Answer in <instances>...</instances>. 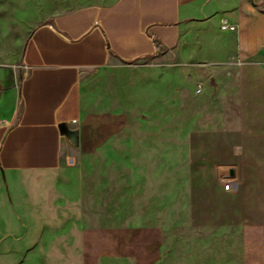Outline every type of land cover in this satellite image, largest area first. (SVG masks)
Masks as SVG:
<instances>
[{
	"label": "crops",
	"instance_id": "obj_1",
	"mask_svg": "<svg viewBox=\"0 0 264 264\" xmlns=\"http://www.w3.org/2000/svg\"><path fill=\"white\" fill-rule=\"evenodd\" d=\"M59 1L78 4L55 12ZM222 20L235 30L222 31ZM212 78L215 87L205 84ZM172 140L188 146L180 158L190 167L174 175L164 167L154 180L151 162L172 159ZM115 152L119 208L142 199L150 213L184 209L187 219L177 229L166 215H133L119 218L127 226L119 233L93 234L82 218L78 232L59 228L47 239L50 255L80 264H264V0H0L3 178L32 204L53 192L55 206L69 208L91 192L88 162ZM140 161L142 191L132 167ZM45 174L59 181L47 187ZM6 202L0 181V216L10 222ZM67 215L54 222L75 225Z\"/></svg>",
	"mask_w": 264,
	"mask_h": 264
},
{
	"label": "rangeland",
	"instance_id": "obj_2",
	"mask_svg": "<svg viewBox=\"0 0 264 264\" xmlns=\"http://www.w3.org/2000/svg\"><path fill=\"white\" fill-rule=\"evenodd\" d=\"M82 3V2H80ZM78 3L70 1H59L54 4L53 11L62 12L74 8ZM174 83V82H173ZM209 84L210 82H206ZM175 87L173 89L174 94ZM209 90V86L206 87L205 92ZM178 115L173 112L174 118ZM178 133V131H177ZM176 130L173 129V136H175ZM210 140V139H204ZM159 140H157L158 142ZM176 140H172L171 154L172 159L170 161H164L157 159L153 162L152 168L155 169L153 178L154 180L162 179L158 176L159 171L164 167H170L173 171L178 170L181 166L185 168L190 167V161L181 159L185 153L189 151L187 145L175 144ZM156 156H162V145L157 144ZM198 145H194V151ZM205 152H211L212 144L204 146ZM114 153V152H112ZM108 153L107 156L101 160L88 162L91 178V192L88 193L86 201L79 199L75 204L63 205L61 209L57 208L53 202V192L46 194V197L40 202L30 201L25 192L22 189V185H18L15 188L8 179L0 174V181L3 185V190L6 197V207L8 209L7 217L11 218L10 222L0 216V264H80L79 257H58L50 255L52 253V245H49L47 239L51 238V235L59 228L71 229L74 232H78L80 228V220L82 218H88L91 220V231L93 234H99L103 230L108 232L119 233V228H127L126 225H119L120 219H128L134 216L146 222L149 216L152 218L162 217L166 215L169 222H173L170 227L179 228L182 223L187 219V213L184 209H156L152 210L151 213L147 208L142 206L146 205L145 201L140 199V208H131L132 202L125 203L127 207L119 208V152L115 154ZM180 158V159H179ZM133 162H129V167ZM195 164L201 165L208 163V161H198ZM135 165V166H134ZM147 162L140 161L135 162L132 167L136 168L139 175L133 179L138 181L136 183L137 189L146 190L148 183L147 174L144 173L146 170ZM195 167V166H194ZM162 175V174H161ZM174 176V179H177ZM42 181L47 187H51L54 183L59 181V178L53 174H45L40 176ZM61 184H68L66 179L60 181ZM227 182L223 183V186ZM127 195H131L130 192ZM1 211V209H0ZM59 212L64 214L69 212L67 215L71 221H76V224L69 225H57L54 222L56 213ZM163 220V219H162ZM42 223L41 232L38 237L35 236V230ZM17 226H20L19 230ZM149 226L147 223H141L138 225L140 229H147ZM67 229V230H66ZM43 239V242L41 241ZM48 242L47 246L41 247V243ZM5 244H10L15 247L6 249ZM17 246V247H16ZM42 253H48L49 255H43ZM94 261V258H93Z\"/></svg>",
	"mask_w": 264,
	"mask_h": 264
},
{
	"label": "built area",
	"instance_id": "obj_3",
	"mask_svg": "<svg viewBox=\"0 0 264 264\" xmlns=\"http://www.w3.org/2000/svg\"><path fill=\"white\" fill-rule=\"evenodd\" d=\"M220 29L222 31H225V32L226 31H234L235 30V25H232V24L228 23L226 20H222ZM201 89H202V86L199 87L198 91H200ZM230 186H231V184L226 183L224 185L225 190H229Z\"/></svg>",
	"mask_w": 264,
	"mask_h": 264
},
{
	"label": "water",
	"instance_id": "obj_4",
	"mask_svg": "<svg viewBox=\"0 0 264 264\" xmlns=\"http://www.w3.org/2000/svg\"><path fill=\"white\" fill-rule=\"evenodd\" d=\"M210 85L215 87V81L213 78L210 80ZM77 135H78V132L76 130H69L68 131V138L74 143L77 142Z\"/></svg>",
	"mask_w": 264,
	"mask_h": 264
}]
</instances>
